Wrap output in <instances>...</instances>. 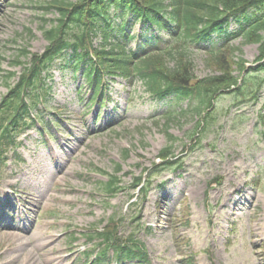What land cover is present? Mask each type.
I'll use <instances>...</instances> for the list:
<instances>
[{"label": "rangeland", "instance_id": "1", "mask_svg": "<svg viewBox=\"0 0 264 264\" xmlns=\"http://www.w3.org/2000/svg\"><path fill=\"white\" fill-rule=\"evenodd\" d=\"M47 1L0 0V102L8 92V72L22 71L16 62L25 61L23 48L46 49L42 18L57 16L42 9ZM148 26L136 22L128 30L136 38H154V27ZM228 31H240L238 19L229 20ZM213 41L221 42L217 35ZM243 42L241 36L231 44L243 46L247 66L253 67L258 44ZM202 46L191 48L198 78L212 74ZM61 62L53 67L43 125L20 137L16 151L22 159L12 153L0 172V264H91L92 246L78 232L102 227L111 216L121 218L124 237L136 233L144 241L150 264H182L188 256L197 264H264V129L258 125L264 88L258 101L240 105L234 94L219 96L216 121L191 142L199 117L177 115L186 102L178 107L169 98L158 100L141 81L130 84L119 76L109 82L110 102L91 105L89 84ZM171 109L175 116L167 123ZM167 132L177 138L174 152L182 165L153 175L148 195L130 206L129 198L138 194L132 179L154 166L169 144ZM117 163L128 188L107 197L109 175L101 170L114 172Z\"/></svg>", "mask_w": 264, "mask_h": 264}, {"label": "trees", "instance_id": "2", "mask_svg": "<svg viewBox=\"0 0 264 264\" xmlns=\"http://www.w3.org/2000/svg\"><path fill=\"white\" fill-rule=\"evenodd\" d=\"M40 5L46 13L54 11L57 16L42 18L40 29L48 42L45 51L23 48L25 61L16 62L22 65L21 73L9 71L6 76L8 93L0 104V166L7 163L10 149L18 145V135L40 119L39 105L52 94L50 82L57 59L63 58L62 67L74 74L82 73L92 86L94 100H101L105 77L123 76L130 83L142 81L159 99L172 97L178 107L187 102L177 115L193 112L199 117L191 142L216 121L214 107L219 96L234 94L240 105L258 99L264 88V0H50ZM115 16L121 22L116 23ZM231 17L238 19L239 32L228 31ZM136 22L155 26L169 36L152 43L150 39L139 42L133 50L128 46L133 38L128 29ZM214 34L220 43L212 41ZM241 36L243 44H258L259 55L253 67L247 66L243 46L231 44ZM201 45L212 74L198 78L192 49ZM174 112H167V123L174 119ZM259 118L264 125V110ZM167 134L169 144L160 152L162 161L155 167L168 168L178 162L174 152L177 138ZM129 152L126 150V157ZM17 158L21 159L19 155ZM121 170L122 165L117 163L116 173L104 186L108 193L118 187L121 179L117 173ZM142 177H136V186ZM117 229L113 224L99 237L111 244L119 239ZM128 240L134 246L123 255L144 263L142 242L133 236Z\"/></svg>", "mask_w": 264, "mask_h": 264}, {"label": "bare ground", "instance_id": "3", "mask_svg": "<svg viewBox=\"0 0 264 264\" xmlns=\"http://www.w3.org/2000/svg\"><path fill=\"white\" fill-rule=\"evenodd\" d=\"M10 235L13 237V238H17V239H19L20 238V234L18 233V232H10ZM41 241H44V239H42ZM5 254H11L10 252H7V253H5ZM49 254L50 253H44V255L47 257V256H49ZM6 256V255H5ZM28 264H30V263H28ZM32 264V263H31Z\"/></svg>", "mask_w": 264, "mask_h": 264}]
</instances>
